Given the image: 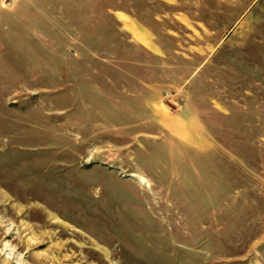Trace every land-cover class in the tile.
Listing matches in <instances>:
<instances>
[{"label":"rangeland","instance_id":"rangeland-1","mask_svg":"<svg viewBox=\"0 0 264 264\" xmlns=\"http://www.w3.org/2000/svg\"><path fill=\"white\" fill-rule=\"evenodd\" d=\"M0 264H264V0H0Z\"/></svg>","mask_w":264,"mask_h":264}]
</instances>
